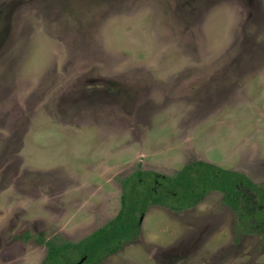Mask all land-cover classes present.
<instances>
[{
  "label": "rangeland",
  "instance_id": "obj_1",
  "mask_svg": "<svg viewBox=\"0 0 264 264\" xmlns=\"http://www.w3.org/2000/svg\"><path fill=\"white\" fill-rule=\"evenodd\" d=\"M198 159L264 185V0H0V264L107 223L139 166ZM98 264H264V238L211 190Z\"/></svg>",
  "mask_w": 264,
  "mask_h": 264
},
{
  "label": "trees",
  "instance_id": "obj_2",
  "mask_svg": "<svg viewBox=\"0 0 264 264\" xmlns=\"http://www.w3.org/2000/svg\"><path fill=\"white\" fill-rule=\"evenodd\" d=\"M120 182L118 213L77 242L59 236L48 240L39 237L47 246L40 264H75L82 258V264H98L137 238L151 204L181 211L201 202L211 190L223 192L224 201L238 212L239 224L245 231L264 238V185L243 172L198 159L187 162L172 175L139 166Z\"/></svg>",
  "mask_w": 264,
  "mask_h": 264
},
{
  "label": "water",
  "instance_id": "obj_3",
  "mask_svg": "<svg viewBox=\"0 0 264 264\" xmlns=\"http://www.w3.org/2000/svg\"><path fill=\"white\" fill-rule=\"evenodd\" d=\"M84 261V258H82L81 260H79L78 262H76L75 264H82Z\"/></svg>",
  "mask_w": 264,
  "mask_h": 264
},
{
  "label": "crops",
  "instance_id": "obj_4",
  "mask_svg": "<svg viewBox=\"0 0 264 264\" xmlns=\"http://www.w3.org/2000/svg\"><path fill=\"white\" fill-rule=\"evenodd\" d=\"M157 205H159V204H157ZM91 212V211H90ZM88 236V235H87ZM83 239V238H82Z\"/></svg>",
  "mask_w": 264,
  "mask_h": 264
}]
</instances>
